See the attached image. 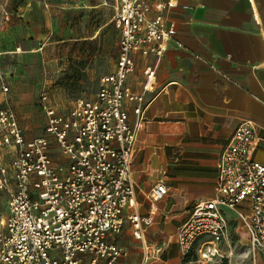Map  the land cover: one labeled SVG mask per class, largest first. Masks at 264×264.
I'll use <instances>...</instances> for the list:
<instances>
[{
	"label": "built area",
	"instance_id": "1",
	"mask_svg": "<svg viewBox=\"0 0 264 264\" xmlns=\"http://www.w3.org/2000/svg\"><path fill=\"white\" fill-rule=\"evenodd\" d=\"M103 4L112 7L120 37L114 69L101 77L97 93L59 112L51 90L42 88L38 106L45 115L44 133L31 139L16 111L0 108V147L14 153L11 161L0 163V191L7 196L0 264H119L128 251L117 237L127 225L141 243L140 264L161 258L164 246L148 242L147 228L168 187L157 181L149 192L150 212L142 215L132 163L137 134L153 102L146 93L155 90L157 64L176 34L167 12L179 3ZM136 55L156 59L144 69L141 93L127 83L137 69ZM232 221L243 226L254 261L258 252L264 256V140L251 119L240 121L221 151L213 196L196 202L175 233L182 258L193 257L198 264L229 258L233 249L225 241Z\"/></svg>",
	"mask_w": 264,
	"mask_h": 264
},
{
	"label": "crops",
	"instance_id": "2",
	"mask_svg": "<svg viewBox=\"0 0 264 264\" xmlns=\"http://www.w3.org/2000/svg\"><path fill=\"white\" fill-rule=\"evenodd\" d=\"M103 1L85 6H106ZM164 1L151 0L154 4ZM177 1L179 7L167 12L176 34L157 64L155 90L146 93L153 102L147 109V121L137 134L132 163L136 201L142 215L150 212L149 192L157 181L163 179L168 187V194L156 204L154 221L147 228L148 242L152 246L163 245L164 250L159 260L149 264H184L175 233L196 202L213 196L217 162L240 121L253 120L258 136L264 140V0ZM183 5L191 8L183 9ZM29 7H18L17 18L2 27V37L7 35L9 47L1 52L18 61L25 60L26 69L32 67L35 74H40L43 57L40 49H31L30 45L42 36L36 34V27L30 35L27 23L32 15L33 24L42 28V15L47 12L42 10L41 0L35 1L32 12ZM110 22L80 39H96ZM13 24L23 35L14 34ZM135 58L137 69L127 83L132 91L141 93L144 69L148 64L154 65L156 59L140 55ZM184 60L190 64L184 65ZM34 91V84L18 80L11 87L9 99L16 100L18 107L34 105ZM52 101L62 112L53 95ZM44 116L34 109L31 122L19 119L20 125L26 124L21 126L27 139L44 133ZM129 120H134L132 111ZM53 152L59 155L56 148ZM127 257L121 258L119 264H136L127 261ZM254 264H258L257 257Z\"/></svg>",
	"mask_w": 264,
	"mask_h": 264
},
{
	"label": "rangeland",
	"instance_id": "3",
	"mask_svg": "<svg viewBox=\"0 0 264 264\" xmlns=\"http://www.w3.org/2000/svg\"><path fill=\"white\" fill-rule=\"evenodd\" d=\"M35 1L38 0H22L18 3L16 0H0V43H2L0 47V108L10 106L17 111L21 122L25 123L33 118L34 109L41 112L36 101L44 87L62 89L51 90L60 111L70 108L72 102L78 98L94 96L99 90L101 77L114 69L120 37L119 30L110 22L111 8L109 6L95 8L85 6V4L95 5L101 0H41L42 10L47 12L42 15V28L33 24L32 15L27 23L30 35L34 34L36 27V34L42 36L41 40L36 39L30 45L31 49H40L43 57L40 74H35L32 67L30 70L26 69L25 60L18 61L13 55L1 52L2 49L6 50L9 47L7 35L4 34L2 37V27L13 18H17L18 7H26L29 4L30 12H32ZM106 1L110 3L112 0ZM35 18L39 21L38 15H35ZM49 22L52 23L51 26ZM108 22L110 24L100 31L96 39H80L93 35L101 25ZM12 27L14 34L23 35L18 26L13 24ZM18 80L35 85L34 105L23 104L18 107L16 100L9 99L11 87ZM4 85L8 86V91L4 90ZM21 125L25 127L26 124ZM13 156L14 153L9 149L0 147V163L11 161ZM6 215L7 196L0 191V219ZM229 216L233 218L231 213ZM117 241L127 249V261L136 264L142 261L141 244L133 237L129 225L124 228ZM225 245L229 250H231L229 245L232 246L233 254L227 259L214 260L209 264H254V254L240 222L230 223ZM257 260L258 264H264L262 253H257ZM187 261H189L188 264H198L193 257L186 261L182 258L184 264Z\"/></svg>",
	"mask_w": 264,
	"mask_h": 264
},
{
	"label": "water",
	"instance_id": "4",
	"mask_svg": "<svg viewBox=\"0 0 264 264\" xmlns=\"http://www.w3.org/2000/svg\"><path fill=\"white\" fill-rule=\"evenodd\" d=\"M182 63L186 66L190 64L189 60H184Z\"/></svg>",
	"mask_w": 264,
	"mask_h": 264
},
{
	"label": "trees",
	"instance_id": "5",
	"mask_svg": "<svg viewBox=\"0 0 264 264\" xmlns=\"http://www.w3.org/2000/svg\"><path fill=\"white\" fill-rule=\"evenodd\" d=\"M16 1H17V3H18L19 1H22V0H16ZM17 3H16V4H17Z\"/></svg>",
	"mask_w": 264,
	"mask_h": 264
},
{
	"label": "bare ground",
	"instance_id": "6",
	"mask_svg": "<svg viewBox=\"0 0 264 264\" xmlns=\"http://www.w3.org/2000/svg\"><path fill=\"white\" fill-rule=\"evenodd\" d=\"M246 257H248V256L246 255Z\"/></svg>",
	"mask_w": 264,
	"mask_h": 264
}]
</instances>
